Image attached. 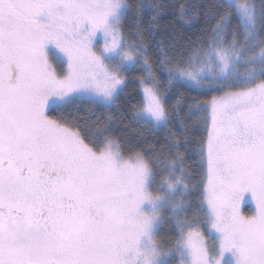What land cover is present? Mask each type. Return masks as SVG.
Returning a JSON list of instances; mask_svg holds the SVG:
<instances>
[{
    "label": "snow or ice",
    "instance_id": "obj_1",
    "mask_svg": "<svg viewBox=\"0 0 264 264\" xmlns=\"http://www.w3.org/2000/svg\"><path fill=\"white\" fill-rule=\"evenodd\" d=\"M0 264H264V0H0Z\"/></svg>",
    "mask_w": 264,
    "mask_h": 264
},
{
    "label": "trees",
    "instance_id": "obj_2",
    "mask_svg": "<svg viewBox=\"0 0 264 264\" xmlns=\"http://www.w3.org/2000/svg\"><path fill=\"white\" fill-rule=\"evenodd\" d=\"M161 2L166 3V4H177L178 5L179 3H188V4L195 3L197 2V0H161ZM199 2L207 4L210 2H218V0H199ZM172 19H173V15H172V10L170 9L169 15L164 17L162 23L172 20ZM175 26L182 35L192 36L194 33H196L197 29L201 27V24L196 23L193 26L189 27L187 25H183L181 22H177ZM159 38H160L159 35H157L156 39L159 40ZM155 47H156L155 44H153L149 49V55L152 57L153 61L155 60V56H156ZM143 74L144 73L139 69H137L136 71L125 73V76L129 80V84L124 89V92L121 93V99L119 101V104L121 105V111L116 112L115 108L110 110L113 112L115 116L117 117L122 116L124 113H126L130 109L131 105L137 104L141 100L142 94L140 91V85L138 83V78L142 76ZM165 87H166V84L161 82V85H160L161 91H164ZM174 92L182 93L183 95L189 98L191 97L200 98L197 91L189 90L188 88H178V89H175ZM169 103H171V100L169 101ZM89 107H92V106L80 105L79 109H72V110L76 111L77 114L79 115H83L87 112V109ZM103 111L105 110L96 108V115H100L101 112ZM51 115H56V113L53 112L51 113ZM135 128H136V125L129 124L127 120H125L123 123H120L118 121H115L113 123L114 134L118 136L121 142L124 144H127L129 142H134L137 139L133 131ZM191 135L193 136V138H195L199 135V132H193ZM162 136H163L162 132H157L154 135H150L149 142H154L158 139L162 140ZM185 163L186 165L191 164V160H187ZM244 211L248 213L249 208L244 207Z\"/></svg>",
    "mask_w": 264,
    "mask_h": 264
},
{
    "label": "rangeland",
    "instance_id": "obj_3",
    "mask_svg": "<svg viewBox=\"0 0 264 264\" xmlns=\"http://www.w3.org/2000/svg\"><path fill=\"white\" fill-rule=\"evenodd\" d=\"M58 53L53 50L51 53H50V56H51V59H52V63H53V66L56 68V70L59 72L61 70V65L60 63L58 62L57 60V57H58ZM142 94V93H141ZM244 204H242V209L244 211ZM245 214H247L245 211H244ZM211 243V242H210Z\"/></svg>",
    "mask_w": 264,
    "mask_h": 264
}]
</instances>
